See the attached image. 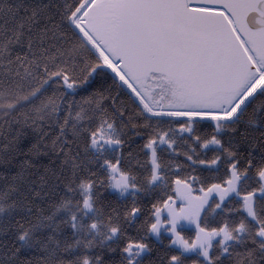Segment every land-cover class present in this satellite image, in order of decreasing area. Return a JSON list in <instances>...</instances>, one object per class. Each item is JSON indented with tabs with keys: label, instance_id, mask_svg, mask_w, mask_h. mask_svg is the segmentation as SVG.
Returning a JSON list of instances; mask_svg holds the SVG:
<instances>
[{
	"label": "snow or ice",
	"instance_id": "1",
	"mask_svg": "<svg viewBox=\"0 0 264 264\" xmlns=\"http://www.w3.org/2000/svg\"><path fill=\"white\" fill-rule=\"evenodd\" d=\"M0 264H264V0H0Z\"/></svg>",
	"mask_w": 264,
	"mask_h": 264
}]
</instances>
